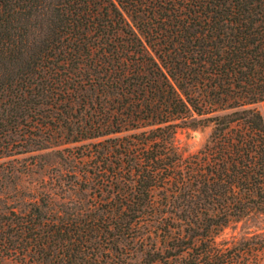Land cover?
I'll return each instance as SVG.
<instances>
[{
  "label": "trees",
  "instance_id": "obj_1",
  "mask_svg": "<svg viewBox=\"0 0 264 264\" xmlns=\"http://www.w3.org/2000/svg\"><path fill=\"white\" fill-rule=\"evenodd\" d=\"M260 101L264 0H0V157L79 143L88 196L1 209L0 262L264 264V234L216 241L264 213Z\"/></svg>",
  "mask_w": 264,
  "mask_h": 264
},
{
  "label": "rangeland",
  "instance_id": "obj_2",
  "mask_svg": "<svg viewBox=\"0 0 264 264\" xmlns=\"http://www.w3.org/2000/svg\"><path fill=\"white\" fill-rule=\"evenodd\" d=\"M264 124V101L252 104ZM210 127L184 129L176 132L174 144L181 154L195 151L206 140ZM79 143L58 142L48 148L30 152L11 153L0 157V210L14 207L23 210L33 197L51 199L50 207L61 209V201L72 195L68 207L76 199H85V191H76L70 184L67 170L73 163L68 158V148ZM255 233L264 234V213H253L229 222L218 234L216 241L236 240ZM0 264H17L5 259Z\"/></svg>",
  "mask_w": 264,
  "mask_h": 264
}]
</instances>
